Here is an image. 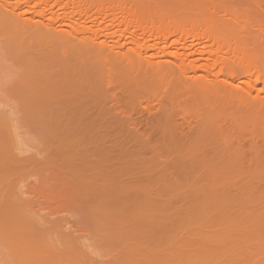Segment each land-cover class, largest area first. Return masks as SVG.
Segmentation results:
<instances>
[{
    "label": "bare ground",
    "instance_id": "6f19581e",
    "mask_svg": "<svg viewBox=\"0 0 264 264\" xmlns=\"http://www.w3.org/2000/svg\"><path fill=\"white\" fill-rule=\"evenodd\" d=\"M133 1L0 0V264L90 261L70 256L69 242L59 248L46 231L38 232L57 225L51 213L29 217L38 203L63 204L79 214L77 224L89 221L107 240H120L119 232L130 226L123 224L132 212L127 204L156 194L151 184L157 181L167 183L164 188L173 184V191H163L175 195L180 181L209 180L229 207V195L264 192V172L257 171L264 165V116L250 106L255 101L254 107L264 108V98L245 97L259 84L264 91V52L248 49L250 37L212 17L210 0ZM170 5L188 12L168 19L159 10ZM227 41L242 46L233 45V63L225 61ZM213 67L218 73L211 76L219 81L212 83L223 84L227 93L232 79L256 76L248 92L238 88L242 97L219 91L224 96L215 99L203 91H214L207 76ZM176 70L192 72L191 82L183 80L186 75L177 80ZM184 109H191L189 115ZM90 134L104 167L83 159V136ZM24 135L36 138L34 151L16 149ZM40 173H47L40 186L15 182L20 174ZM207 207L191 214L208 216ZM225 209L216 210L230 215ZM225 211L213 212L210 223L230 227L238 218ZM223 239L216 234L212 242L192 246L231 244Z\"/></svg>",
    "mask_w": 264,
    "mask_h": 264
},
{
    "label": "rangeland",
    "instance_id": "374dc122",
    "mask_svg": "<svg viewBox=\"0 0 264 264\" xmlns=\"http://www.w3.org/2000/svg\"><path fill=\"white\" fill-rule=\"evenodd\" d=\"M138 1L140 0H134L133 2ZM208 3L209 5L207 6H209L208 8H210L209 11L212 17L219 19L222 24L228 26L229 29L231 28L236 30V32L240 35H246V37H250L253 42L251 43L252 45L249 44L248 49L252 48L258 50L259 52H264V0H210V2ZM167 5L165 4V6ZM162 7H164L163 4ZM175 7L172 6V8L170 7V9L168 6L166 10L159 11L171 20H179L184 18V11L186 10L182 11L181 9V12L180 10H178L180 8L177 9V6ZM233 17L235 18L234 21L232 20ZM212 42L213 41L209 42L208 44H211ZM228 43L229 44H226V46H228L227 48H230V50H228L229 53L226 54L227 58L225 59V61L227 63H233L234 60L230 58L234 57V52L231 51L234 48V44L230 42ZM234 46L242 48V46L240 45ZM213 47H216L215 43L213 44ZM238 48L236 50L237 54L242 51V49ZM135 61H133L134 66L136 64ZM237 61H239V58L237 59ZM213 69H209L210 71L207 70L204 73L207 75L209 71V74L207 76H211V74L216 71V68L213 67ZM218 70L219 69L217 67V71ZM186 71L190 72V70L188 69ZM186 71L182 72L185 74L181 75V72L178 73L176 70L177 73L174 71L173 74L179 76L178 78L175 76L177 80L179 78L180 80L181 78L183 79L182 76L186 75L187 77H185V79L183 80L188 83L192 80L190 76L192 72L189 75L186 74ZM214 75L211 76L212 79L209 76V78L212 80L211 83L215 80L219 81L215 78L216 76L214 77L215 80L213 79ZM255 76V73H250L246 77H238V79H232L229 88L232 89V91L228 93L224 91L227 88L224 87L223 84L221 85L219 83H212L214 87L212 85L211 86L213 87L214 91H203H206L204 92L206 93V95H208L209 93V95L211 94L215 96V99L222 97L220 94L227 93V95L231 96V99L235 98L236 100L239 98V96L236 97L235 95L240 94L241 96V90H243L242 92H248L247 84H251ZM211 83H209L208 85L210 86ZM243 83H245V86ZM241 84H243L242 87ZM218 86H221L222 89L220 90ZM235 86L238 87L236 88ZM239 87L240 91L238 90ZM261 87L262 85L259 84L258 86H256L255 89L250 91V95H246L245 97L253 96L254 98V96H256L264 98V91H259ZM219 91H222L223 93H219ZM243 94L244 93H242V95ZM254 102L251 103L254 104ZM255 103L258 104L257 102ZM253 104L250 106L253 107L252 109L256 108V110L251 111L254 112L256 116H264V108L262 107V109H258L260 104L255 105V107ZM192 106L193 104L191 105V107ZM193 108L194 107H192V109ZM185 109L184 112L187 110H191ZM193 110L192 112L195 113L196 111ZM222 111L227 112V108L222 109ZM185 114H188V112H185ZM255 114L253 115L255 116ZM191 121L193 122L194 119H192ZM90 136L94 137V134L83 136V138L85 139L86 147H82L83 159H85L86 161L96 160L95 162L98 165L104 167V165L100 163L99 160H97L100 157L99 154L101 155V153L99 152V150L93 148L90 144ZM17 142L16 149L19 146L21 147L18 148L19 150L27 149L30 151H34L35 147L37 146L36 138L34 137L32 140L30 136L27 137L26 135L21 136ZM26 154H28V152ZM39 157H42V155H39ZM125 167L126 166H124L123 168ZM257 171L264 172V165H260L257 168ZM46 180L47 173L24 175L20 174L18 175V179L15 182L20 187H28L31 184L40 186L41 182H44ZM157 183L159 184H151V186H153L154 188L153 190L157 189V195L154 194V192H150V194L144 195L142 200L127 204V206L130 208V210H132V212L124 215L123 224H128L130 226L125 227L121 232H119V238H121L120 240H107L106 236H102L101 232L96 229L94 225L89 224V221L82 224H77L76 222H78L79 214L76 213V216V214L72 212V209L66 208L63 204L60 207L57 206L60 205L57 203L54 204V207L52 206L53 204L49 207H46L38 203L33 206L32 210L29 212L28 215L29 217L32 216L31 218H38L39 215H47L48 213H51L49 219L52 222H57V225H46L43 229L39 230L38 232L42 233L46 231V234H49L51 243L55 246H58V244L60 243L69 242L70 250H68L69 248H67V251L70 252H68L70 256L75 257L77 260H83V257L86 256L90 260L89 262H86V264H148L147 262L150 260H155V264H264V192L262 190V194H250L245 195L244 197H242L240 195L241 193H239L236 196L233 195L234 199L231 198L233 197L232 195H229L231 197L228 196L227 198H230L234 203V205L232 204V207H229V202L228 204H226L227 200L224 199L226 196L223 195L224 197H222V195H215L212 189V183L209 180L192 182L193 184L191 183V181H180L178 183V186L176 185L174 187V189H176L177 187V191L174 190V192H176L175 195L173 193H169V195L164 193V191H166L168 187L173 191V184L171 187L170 185H168L167 188L166 186L164 188V184L167 185V183H161L159 181H157ZM114 184L117 185L118 183ZM123 184L120 183L118 185ZM124 185H126V183ZM168 189L167 191H169ZM45 190L52 191L53 188L47 184ZM165 194L168 196H166ZM185 194L188 195L189 202L187 201L188 197ZM163 195H165L166 198H164ZM171 195L172 197L170 198ZM183 195H185V200H183ZM160 196H163V198H161ZM168 197L170 199H168L167 201ZM219 197H222L220 198L221 200H217ZM260 197H263L262 201H260ZM131 198L130 200L133 201L134 199L132 198V200ZM163 199H166L165 201H167L168 203H166V206L160 205L162 204L161 202ZM165 201L163 203H165ZM218 201L219 203L224 202L222 204V207L221 204H218ZM224 204L225 208L227 206V208L229 209L228 213H230V215L226 214ZM183 205L186 208H184ZM205 205H210L209 208L207 207L208 213L210 212V215L204 217L200 216L198 213L195 215L191 214L192 210L199 211L198 209L201 206ZM159 207L163 210H161ZM212 207H216L215 209L213 208L214 210L225 209L220 210V212L225 211L226 215H234L233 218L237 216L238 219L235 218L236 220L234 221V219L232 218L234 223L231 219L233 224H229L230 227L225 226V224L223 223L212 225L210 223L212 222V220L210 219H213L215 217V215L213 216L212 214L214 212ZM217 210L216 212H214V214L217 212L220 213ZM204 214H207V211L206 213L204 211ZM226 215H224L225 218H228ZM65 234L67 235L66 238L63 237ZM216 234L219 235V237L221 238L224 237L222 241L229 242L231 244L225 247L192 246L198 245L200 242H204L205 239H208L205 242H212ZM226 235H228L230 239L228 237V239H225ZM42 241L44 243V240ZM119 242H122L121 244H125L119 245ZM233 242L235 243V246H233ZM115 243H118V245ZM178 243L181 245H178ZM84 246L86 247V250H84ZM204 248L210 249L203 250Z\"/></svg>",
    "mask_w": 264,
    "mask_h": 264
}]
</instances>
